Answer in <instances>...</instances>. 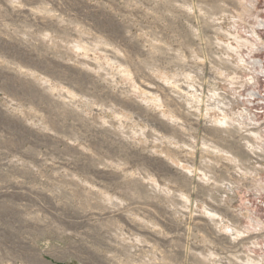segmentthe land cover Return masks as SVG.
Returning <instances> with one entry per match:
<instances>
[{
  "label": "clouds",
  "instance_id": "1",
  "mask_svg": "<svg viewBox=\"0 0 264 264\" xmlns=\"http://www.w3.org/2000/svg\"><path fill=\"white\" fill-rule=\"evenodd\" d=\"M0 264H264V0H0Z\"/></svg>",
  "mask_w": 264,
  "mask_h": 264
}]
</instances>
